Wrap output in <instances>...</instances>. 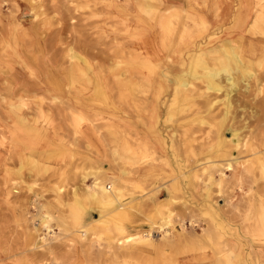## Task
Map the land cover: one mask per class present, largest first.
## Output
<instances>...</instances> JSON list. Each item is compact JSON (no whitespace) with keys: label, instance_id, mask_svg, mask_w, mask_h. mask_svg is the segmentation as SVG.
<instances>
[{"label":"rangeland","instance_id":"374dc122","mask_svg":"<svg viewBox=\"0 0 264 264\" xmlns=\"http://www.w3.org/2000/svg\"><path fill=\"white\" fill-rule=\"evenodd\" d=\"M169 2L153 0L148 11L142 0H0V236L8 234L3 247L13 260L22 261L27 252L35 264L61 263L77 257L78 248L91 253L102 245L114 259L117 251H128L116 245L126 236L123 226L135 212L132 200L139 197L153 204L150 210L143 206L144 222L134 225L137 236L151 241L136 244L146 248L140 258L129 256L139 264L150 247L166 264L181 253L215 247L221 253L229 221L236 234L240 226L242 234L264 242V217L256 220L253 214L249 221L238 208L264 183L256 159L260 155L264 161V62L257 65L264 61V0H184L178 10ZM254 23L256 35L249 32ZM216 47L237 48L249 59V52L257 54L251 59L254 78L238 75L236 91L223 82L220 93L196 96L205 83L195 80L202 73L199 65L190 71L194 54ZM186 80L196 86V98L181 107L175 93ZM227 91L233 96L224 128L239 131V147L224 142L220 129ZM210 100L220 101L211 107ZM75 112L82 116L79 124ZM154 115L162 159L137 134L153 128L147 120ZM125 122H134L135 129L121 128ZM123 141L142 164L164 165L165 177L121 187L125 211H115L87 200L85 186L99 177L108 187L117 183L105 177L111 167L135 174L137 167H118ZM64 147L72 150V162L56 166ZM170 211L171 234L164 239L158 227ZM46 213L55 235L39 224ZM96 213L103 214L105 225L94 222ZM83 227L89 233L79 241L73 234ZM35 246L40 249L33 251Z\"/></svg>","mask_w":264,"mask_h":264},{"label":"crops","instance_id":"0c3cea01","mask_svg":"<svg viewBox=\"0 0 264 264\" xmlns=\"http://www.w3.org/2000/svg\"><path fill=\"white\" fill-rule=\"evenodd\" d=\"M169 4H170L171 9L178 10V9H181V7H183L181 4H185V3H184V0H170ZM247 18L244 17L239 20L241 21V24H242L240 26L241 30L244 25L246 26ZM249 53L251 54L252 52H249ZM157 122H158V118L155 115L153 118H148L147 126L150 125L151 127L153 126V128L151 130L143 128L141 133H139V130H138L137 134L140 136V138H143L144 140H147L148 142H150L152 146L154 147V151L157 157L162 159L164 158L163 157L164 155H162L163 154L162 150H160V148H162V142H161L162 140H160L161 138L158 137L156 134ZM122 126H125V127H121V128L123 129L128 128L125 130L130 132V129H135L134 126H136V124L134 122L132 123L125 122L124 124H122ZM152 131H155V132H152ZM152 133H155V134H152ZM61 149H62L60 151L61 154H59L60 157L54 160V165L56 166L70 165L73 159L72 150L67 147L66 148L64 147ZM129 150L131 152H129ZM117 152H118V158H119L118 167L120 166L122 169L124 167H128L131 170L136 169L137 167V171L135 172V174L129 176V175L123 174L116 168H112V167L108 168L107 172L105 173V177L108 181L116 180L120 186L122 187L127 186L128 188H132V187H136V185L138 184H141L142 180L146 179L147 177L149 179L156 178L159 180H163V178L165 177L164 176L165 175L164 165H160L159 162L158 163L148 162L147 164H142L141 163L142 158L138 157L137 154L133 152V150H131V146L129 142L123 141L122 144L119 145ZM252 190L255 191V189H252ZM256 194L257 196H254L253 194L251 198H246L241 203V205L238 207V208H241V211H245L243 218H247L248 216L250 217L248 219L249 221L252 220L253 214H256L255 215L256 220L258 219L259 216L264 217V183H262L260 187H258ZM131 203L134 208L133 211L135 212L132 213L130 222L127 224H124L123 228L125 229L126 235L137 236L133 230H134V225H138L144 222L143 218H145V213L143 212L142 208L143 206H148L150 210L153 204H151L150 201H147L141 197H139L136 200H132ZM109 213H112V212H105V214H109ZM246 221L247 220L243 221V223H245L244 227H246ZM231 224H232L231 221H229L227 225L228 227V230H227L228 234L226 237L227 241L224 244L225 250H223L221 253L220 252L217 253L215 251L214 253L213 252L214 249L196 250L193 252L181 253L177 255L176 257H174L173 261L168 264H219L220 262L221 263L223 262L222 264L224 263L225 264H264V242L263 241L256 242V240H254L252 237L245 235V233L242 234V232H240V226L237 228L239 229V232L238 234H236V232H233V231H238L236 230V225H231ZM4 234L8 235L6 233ZM5 235L0 236V264H35V262L32 261L31 253H29L30 255H28L27 252L24 253L23 251L20 253V254H23V253L25 254V256H23L24 258L22 261L13 260L12 257L6 251V248L3 247L4 241H2V238L3 239L9 238ZM150 242H147V243H150ZM142 243H146V242H142ZM127 247H128V251L124 254L119 253L117 251L116 253L119 256L115 257L114 259L110 257V251L107 249L106 245L104 246L102 245L101 249L98 248L94 251H91V253H89L88 249L81 251L78 248L76 250L77 257H73V258L71 257L67 259L66 256H63L61 260H65V259L67 260L62 261L61 263L51 262L50 264H139L138 261H134L130 259V257L128 256L133 255L134 257L137 256L138 258H140V255H139L140 250L143 249L144 247L137 246L136 244H132ZM80 248L83 249V247H80ZM151 248L152 247L147 248L148 250L147 252L143 251L145 258L144 260L142 258V261L140 262V264H157V263L166 264L165 262L161 263L162 261L160 259H157V257L155 256V250H152ZM149 249L151 250L149 251ZM143 250H146V248H144ZM164 259L166 260L168 259V257L166 256V258ZM219 260L220 262H218ZM43 264H45V262Z\"/></svg>","mask_w":264,"mask_h":264},{"label":"bare ground","instance_id":"6f19581e","mask_svg":"<svg viewBox=\"0 0 264 264\" xmlns=\"http://www.w3.org/2000/svg\"><path fill=\"white\" fill-rule=\"evenodd\" d=\"M153 0H142V4L145 5V8L146 10L148 11H151L154 7L153 3H152ZM31 4V3H30ZM143 5V6H144ZM116 7V6H115ZM147 11V12H148ZM20 17V16H19ZM222 21V20H221ZM183 22V21H182ZM166 25V24H165ZM164 25V30H169V27H166ZM208 25V24H207ZM19 28V27H17ZM21 28V27H20ZM148 29V28H147ZM185 29V28H184ZM187 29V28H186ZM77 30V29H76ZM183 30V28H182ZM190 30V28H189ZM250 34H253V35H256L258 33H260V31H258V28H257V23H254L251 25L250 27ZM185 33V31L183 32ZM167 34V33H166ZM262 34V33H261ZM186 35V34H185ZM182 36V34H181ZM215 35H213L214 37ZM184 37V36H182ZM178 40V39H177ZM179 40H180V37H179ZM248 41V40H247ZM256 42V41H255ZM173 43V42H172ZM259 43V42H258ZM246 44V42H245ZM261 44V43H260ZM264 45V44H263ZM168 47V46H167ZM261 49V48H260ZM184 52V51H183ZM246 54V52H245ZM209 55V56H207ZM79 56V55H78ZM189 56V55H188ZM251 59L254 57V58H257V54H249L248 55ZM74 58H80V57H77V55H74L72 57V59ZM249 58H247L246 56H244V52H242L241 50L237 49V48H231V49H219L218 47L216 48H212L210 49L209 51H205V49L203 50H200L199 52H196L194 54V57H193V60L195 62H191V69L190 71L191 72H194L196 70V68L199 67L201 68V75L197 78H195V80H201L205 83V90H200L196 92V96H199V97H202L203 95L204 96H208V95H211L212 93L213 94H216V93H220L221 91H223L224 89V85H223V82H226L227 85L230 86V88H235L234 90L236 91V86L238 84V81L236 82V76L240 75L241 77H250L252 78L254 76V74H252L250 68L251 66H253L254 64V60H251ZM80 60V59H79ZM81 62H83L84 64L87 63V61L85 59H81ZM197 62V63H196ZM263 62L264 61H259L258 62V66L259 67H262L263 65ZM193 63V64H192ZM211 64V65H210ZM79 68V67H78ZM154 69V68H153ZM167 70V69H166ZM144 71V70H143ZM198 71V70H197ZM79 72L80 74H82V76L85 77V80H91V77H89V74L87 73L88 71L84 70V69H79ZM161 74V73H160ZM163 74V77H164V80L165 79H168V74L167 72L166 73H162ZM239 76V77H240ZM162 77V75H161ZM179 78H181L182 76H178ZM74 78V77H73ZM178 78V79H179ZM191 78V77H190ZM254 78V77H253ZM75 79V78H74ZM73 81H76L74 80ZM162 79V78H161ZM177 80V79H176ZM180 80V79H179ZM177 80V81H179ZM182 80V79H181ZM184 80V79H183ZM242 80V79H241ZM158 81V80H157ZM185 81V80H184ZM182 81V83L180 85L177 86V89H176V93H175V96L177 97V100L178 98L180 99V106L181 107H184L185 105H188L190 103H193L196 96H195V88L196 86L191 83L190 81L188 82L186 80V82ZM243 81V80H242ZM145 82V81H144ZM246 82V81H245ZM243 82V83H245ZM180 83V82H179ZM260 83V82H259ZM75 84V83H74ZM248 85V84H247ZM138 87V85H136ZM74 87V86H73ZM82 87V86H81ZM169 87V86H168ZM183 88V89H181ZM229 88V89H230ZM170 89V88H169ZM228 89V90H229ZM239 89V88H238ZM247 89V88H246ZM132 90V89H131ZM142 90V89H141ZM144 91V90H142ZM232 91V90H231ZM231 91H227V95L226 96V99H225V107H226V111H225V115L222 119V124H221V127L220 129L223 132V134L226 135V140H223L224 142H227V143H232L233 145H235L236 147H239L240 146V139H239V135L237 132L239 131H232V130H227L225 127V124H226V121L227 119L229 118V113H230V110L232 108V103H230V99L232 98L233 95H231ZM261 92V90H259ZM164 92V91H163ZM129 93V92H128ZM234 93V92H233ZM247 93V92H246ZM139 97V96H137ZM174 97V96H173ZM231 97V98H230ZM198 98V97H197ZM238 98V97H237ZM168 99V98H166ZM79 100V99H78ZM232 100V99H231ZM144 101V100H143ZM148 101V100H147ZM220 101V100H219ZM218 100H210V102L208 101V103H210L209 106L213 107L215 106L217 103H219ZM162 102V101H160ZM80 103V102H79ZM77 103V104H79ZM82 103V102H81ZM179 103V101L177 102ZM83 104V103H82ZM165 104V103H164ZM196 104V103H195ZM262 104V102H261ZM84 105V104H83ZM179 105V104H178ZM203 106H206V105H203ZM251 106V104H250ZM254 106V105H253ZM79 107H82V106H79ZM162 107V106H161ZM208 108V107H207ZM207 108H204L205 110H208ZM210 108V107H209ZM245 108V107H244ZM262 108V107H261ZM264 108V107H263ZM180 109V108H179ZM201 110V109H200ZM205 112V111H204ZM223 112V111H222ZM243 112V111H242ZM202 113V112H201ZM170 115V114H169ZM187 115V114H186ZM180 116V115H179ZM173 117H174V113H173ZM188 117V116H187ZM198 117V116H197ZM196 117V119H198ZM141 118V117H140ZM172 118V117H171ZM181 118V117H180ZM74 119L75 121L79 124L81 122V119H82V116L79 115V114H76L75 112V115H74ZM208 119V118H207ZM170 120V119H168ZM167 120V121H168ZM166 122V121H165ZM169 122V121H168ZM177 123V121H176ZM185 123V122H184ZM215 123V122H214ZM213 123V124H214ZM77 124V125H78ZM182 125V124H181ZM229 125V124H228ZM209 126V125H208ZM230 126V125H229ZM79 128V125L77 126ZM207 127V126H206ZM210 127V126H209ZM227 127V126H226ZM157 129V128H156ZM79 130V129H77ZM145 130V129H144ZM187 131H191V130H187ZM79 132V131H78ZM80 133V132H79ZM147 134V133H146ZM193 133H191L192 135ZM227 134H229L230 136H228ZM160 135V134H159ZM173 135V134H172ZM183 135V134H181ZM189 135V134H188ZM196 135V134H195ZM155 136V135H153ZM180 136V135H178ZM242 136V135H241ZM222 137V136H221ZM183 138V137H182ZM186 138V137H185ZM193 138V136H192ZM207 138V137H206ZM181 140V139H180ZM193 140V139H192ZM243 140V139H242ZM241 140V141H242ZM142 141V140H140ZM139 141V143H140ZM191 141V140H190ZM223 142V143H224ZM144 143V142H143ZM174 143V142H173ZM242 143V142H241ZM146 144V143H145ZM144 145V144H141V146ZM212 145V144H211ZM190 146V144H189ZM188 146V147H189ZM145 147V145H144ZM144 147H142L141 149H145ZM174 147V146H173ZM199 147V146H198ZM149 148V147H148ZM147 148V149H148ZM152 149V147H150ZM123 149V148H122ZM184 149V148H183ZM126 150V149H125ZM161 150V149H160ZM188 150V149H187ZM191 150V149H190ZM253 150V149H252ZM251 150V151H252ZM122 151V150H121ZM140 152L142 150H139ZM149 151V150H148ZM249 151V150H248ZM129 152H131L129 150ZM147 152V150H146ZM150 153L151 152H154V150H150L149 151ZM148 152V153H149ZM192 152V151H190ZM189 152V153H190ZM254 152V151H252ZM249 153V152H248ZM261 153V152H260ZM143 154H146V153H143ZM156 154V153H155ZM155 154H152V156H154ZM262 154V153H261ZM226 157V156H225ZM158 159V158H157ZM259 160V165H260V173H261V177L264 179V161H262V157L259 155V158H256ZM210 160V159H209ZM253 160V159H251ZM264 160V159H263ZM158 161V160H157ZM237 161V160H235ZM254 161V160H253ZM190 162V161H189ZM193 164V163H192ZM206 164V163H205ZM204 164V165H205ZM209 164V163H208ZM207 164V165H208ZM255 164V162H254ZM257 165V164H256ZM188 166V165H187ZM227 168L228 169H231L232 168V165L231 163H229L227 165ZM227 169V170H228ZM198 172V171H197ZM196 175V174H195ZM225 175V174H224ZM98 176V175H97ZM96 176V177H97ZM198 177V176H197ZM103 177H99L97 178L91 186H85L86 188V196H87V200H89L91 203H93L94 205H99V206H106L108 208H113V210L115 211H125V204L123 202V197H125V192H124V189L121 188L122 186H120L118 183H114L112 184L111 186H107L104 184V181L102 179ZM86 180V179H85ZM215 181V179H214ZM87 182V181H86ZM78 189L74 190V196L77 197L78 195ZM126 199V198H125ZM171 199V198H170ZM166 202V201H165ZM167 204V203H166ZM81 205V204H80ZM159 211V210H158ZM167 212V211H166ZM160 213V212H159ZM254 213V212H253ZM98 215V218H95L94 222H97V223H102L105 225V223H103L102 220V217H103V214L102 213H96ZM118 214V213H117ZM163 214V213H162ZM173 217H174V213H172V211H170L168 214H163V218H162V224L158 227V229L161 231V232H164L165 234L163 235V238L165 239L167 237V235L169 236L171 234V226L173 224ZM259 218V217H258ZM260 219V218H259ZM258 220V219H257ZM93 221V220H92ZM108 223V222H107ZM41 226L43 228H46L47 231H48V234H52V235H55L53 229L51 228V216L48 215L47 213L44 214V216H42V218H40V223ZM105 227V226H104ZM103 227V228H104ZM155 228L152 227V229L149 231V233H152L153 230ZM124 230V229H123ZM127 230V229H126ZM158 231V230H157ZM234 232V231H233ZM88 233H89V228H81L79 230H75V234L74 235V238L77 239V237L79 238L78 240L79 241H82V240H85L87 239V236H88ZM128 234V233H127ZM131 234V233H130ZM206 234V233H205ZM184 235V234H183ZM77 236V237H76ZM206 236V235H205ZM204 236V237H205ZM208 236V234H207ZM210 237V236H209ZM208 237V238H209ZM45 240V239H44ZM112 240V239H111ZM162 240V239H161ZM180 240V239H179ZM178 240V242H179ZM142 242H150V237H138V236H132V235H126L121 241H117V245L116 247H120V248H123V247H127V246H130L132 244H141ZM181 243V242H180ZM221 244V243H220ZM223 244V243H222ZM187 245V244H186ZM220 247V246H219ZM132 248V247H131ZM38 249H40L39 246H35L33 251H37ZM134 249V248H133ZM215 252L219 253L220 250L217 249V247H215ZM214 252V250H213ZM214 252V253H215ZM129 255V254H128ZM129 257V256H128ZM219 257V256H218ZM219 259V258H218ZM34 260V259H33ZM44 261L47 260V259H43ZM47 262V261H46ZM220 262V260L218 261ZM223 263V262H222ZM221 262L219 264H222ZM43 264V263H41ZM47 264V263H46ZM225 264V263H224Z\"/></svg>","mask_w":264,"mask_h":264},{"label":"water","instance_id":"95a60500","mask_svg":"<svg viewBox=\"0 0 264 264\" xmlns=\"http://www.w3.org/2000/svg\"><path fill=\"white\" fill-rule=\"evenodd\" d=\"M228 136H230L229 134H227Z\"/></svg>","mask_w":264,"mask_h":264}]
</instances>
